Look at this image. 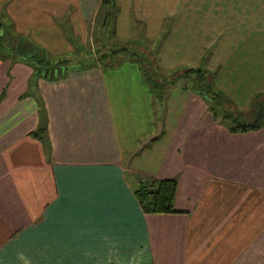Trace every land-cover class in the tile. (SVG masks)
Here are the masks:
<instances>
[{"label":"crops","instance_id":"crops-1","mask_svg":"<svg viewBox=\"0 0 264 264\" xmlns=\"http://www.w3.org/2000/svg\"><path fill=\"white\" fill-rule=\"evenodd\" d=\"M161 1L126 3L147 13ZM100 5L0 0V12L15 29L12 12L42 27L43 13L89 19ZM189 9L168 5L175 34ZM24 59L0 55V264H264V123L232 133L180 81L157 99L130 60L49 81ZM150 178L175 179L174 212L142 210L134 190Z\"/></svg>","mask_w":264,"mask_h":264},{"label":"rangeland","instance_id":"rangeland-1","mask_svg":"<svg viewBox=\"0 0 264 264\" xmlns=\"http://www.w3.org/2000/svg\"><path fill=\"white\" fill-rule=\"evenodd\" d=\"M114 1L113 4H101L97 15L89 19L80 18L78 13L71 11L54 15L49 12L43 13V22L37 23L42 27H30V16L27 19L23 12H12L14 26H17L9 29L10 12L4 11L0 12V22L9 29L13 46L23 43L27 48L32 44L44 49L50 59L61 57L73 62H88L110 48L126 46L147 57L149 62L144 64L145 67L158 65L167 77L179 75L188 68H201L215 89L226 92L249 119L255 118L252 104L264 103V36L261 35L264 31V0H177L179 7L185 2L190 8L183 13V18H176L180 23L178 29L180 26L189 27L186 35L182 30L175 34L171 28L168 5L172 0H162L159 8L147 13L128 5L126 0L122 4L121 0ZM154 13L161 17L155 23L152 21ZM201 20L219 25L222 34L207 37L199 34ZM253 25L257 26L258 34H252L253 37L243 44L236 43L235 40ZM101 65L105 69L109 67ZM194 79L191 75L178 81L191 85ZM220 82L230 89L218 88ZM156 111L161 126L162 113L159 109ZM261 120L264 123V114Z\"/></svg>","mask_w":264,"mask_h":264},{"label":"trees","instance_id":"trees-1","mask_svg":"<svg viewBox=\"0 0 264 264\" xmlns=\"http://www.w3.org/2000/svg\"><path fill=\"white\" fill-rule=\"evenodd\" d=\"M113 1L114 0H101V4H113ZM29 46L30 47L25 48L23 43L13 46L10 41L9 29L5 28L3 23H0V55L11 54L14 56L13 52H15V54L17 53V55H23L25 58L24 60L33 66L35 73L49 81L65 78L67 73L73 68H84L86 66L99 64V62L104 64L105 67H112L121 63L123 60H130L138 65L145 83L157 99H162L167 89L174 85L179 79L188 78L193 75L195 82L192 84L191 89L208 103L213 117L219 122L224 123L228 131L232 133L246 132L258 130L262 126V120L253 122V119H249L244 111L238 110L226 92L215 89L209 80H207L206 71L201 68H188L179 75L167 77V75L160 71L158 65L154 67L149 66L150 68L145 67L144 64L149 62L147 57L126 46L110 48L107 52H103L99 58L88 62H84L83 60H75L73 62L68 58L61 57L50 59L44 49L38 48L32 44ZM252 107L255 109L256 116L259 104L256 106V104L253 103ZM41 132L42 131L39 129L32 134L42 139ZM175 192V179L150 178L139 182L138 187L134 190V196L145 213H169L175 211Z\"/></svg>","mask_w":264,"mask_h":264},{"label":"water","instance_id":"water-1","mask_svg":"<svg viewBox=\"0 0 264 264\" xmlns=\"http://www.w3.org/2000/svg\"><path fill=\"white\" fill-rule=\"evenodd\" d=\"M263 114H264V103H260L259 108L256 111V116L253 119V122H258L259 120H261L263 117Z\"/></svg>","mask_w":264,"mask_h":264}]
</instances>
